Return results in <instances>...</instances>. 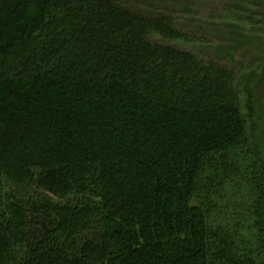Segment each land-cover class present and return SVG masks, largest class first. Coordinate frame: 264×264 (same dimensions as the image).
Returning <instances> with one entry per match:
<instances>
[{
  "label": "trees",
  "instance_id": "1",
  "mask_svg": "<svg viewBox=\"0 0 264 264\" xmlns=\"http://www.w3.org/2000/svg\"><path fill=\"white\" fill-rule=\"evenodd\" d=\"M173 15L0 0V264H264L236 74Z\"/></svg>",
  "mask_w": 264,
  "mask_h": 264
},
{
  "label": "rangeland",
  "instance_id": "2",
  "mask_svg": "<svg viewBox=\"0 0 264 264\" xmlns=\"http://www.w3.org/2000/svg\"><path fill=\"white\" fill-rule=\"evenodd\" d=\"M121 1L128 7L148 14L173 12L179 24L192 19L195 27L201 28L197 29L192 42L176 41L168 44L235 72V85L240 93V108L249 147L245 158L248 163L264 166V28L231 19L239 8H247L255 1L182 0L186 4L185 8L182 7L183 2L178 6L171 0ZM188 31L191 33L193 30ZM229 32L237 33L239 37L231 40ZM204 33L208 35L204 36Z\"/></svg>",
  "mask_w": 264,
  "mask_h": 264
}]
</instances>
